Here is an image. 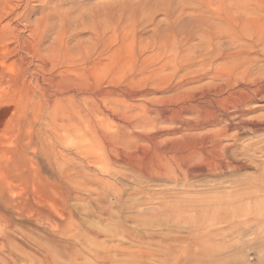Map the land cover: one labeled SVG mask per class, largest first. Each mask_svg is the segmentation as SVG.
I'll use <instances>...</instances> for the list:
<instances>
[{"label": "rangeland", "instance_id": "obj_1", "mask_svg": "<svg viewBox=\"0 0 264 264\" xmlns=\"http://www.w3.org/2000/svg\"><path fill=\"white\" fill-rule=\"evenodd\" d=\"M263 12L0 0V264H264Z\"/></svg>", "mask_w": 264, "mask_h": 264}, {"label": "bare ground", "instance_id": "obj_2", "mask_svg": "<svg viewBox=\"0 0 264 264\" xmlns=\"http://www.w3.org/2000/svg\"><path fill=\"white\" fill-rule=\"evenodd\" d=\"M259 5V4H258ZM253 9V8H252ZM260 9V8H259ZM253 11H254V9H253ZM261 12V11H260ZM229 14V13H228ZM259 14H262V16L264 15V12L263 13H259ZM230 16V15H229ZM262 22H263V20H262ZM264 23V22H263ZM261 26V25H260ZM244 30V29H243ZM254 32H255V30H253ZM240 32V31H239ZM227 33V32H226ZM244 33H246L247 35H248V32H245V30H244ZM228 36V35H227ZM250 38H251V43L250 42H246L247 44L246 45H248V46H250L251 48L253 47L252 45H253V43L254 42H259L260 44H262V45H264V27H261L259 30H258V32H256L255 33V35H248ZM241 38V36H239V33H238V31H236V30H234V29H232V34H231V38H233V39H238V38ZM244 37V36H243ZM247 37V36H246ZM249 38V39H250ZM259 43H257L258 45H259ZM257 44H255V45H257ZM249 48V47H248ZM250 48V49H251ZM254 48V47H253ZM262 72H264V67H261V68H258V70H257V74L258 75H260ZM90 93V92H89ZM132 99V98H131ZM108 112V111H107ZM131 117V116H130ZM168 118V117H167ZM169 119V118H168ZM225 120H229V118H228V116H226V114H222L221 116H218L217 117V119H216V123H217V125H222V124H220V123H222V122H224ZM91 121V120H90ZM140 122V121H139ZM137 123V122H136ZM143 123V122H142ZM147 123V122H146ZM142 128V127H141ZM108 129V128H107ZM185 134V133H184ZM227 135H228V133H227ZM222 137V136H221ZM107 139V138H106ZM103 140V139H102ZM229 143V142H228ZM93 147V146H92ZM95 150H96V148H95ZM167 150V149H166ZM173 151V150H172ZM171 152V151H170ZM200 152V151H199ZM189 153V152H188ZM165 156V155H164ZM167 156H169L168 154H167ZM181 156V155H180ZM160 157V156H159ZM182 157V156H181ZM166 158H168V157H166ZM164 160V159H163ZM166 160V159H165ZM184 160V159H183ZM170 161H166V163H169ZM165 162L164 161H162V165H165L164 164ZM147 165V164H146ZM162 165H158V166H154L152 169L154 170V171H160V170H162V168H163V166ZM146 167V166H145ZM151 168V167H150ZM165 169V168H164ZM167 169V168H166ZM187 240V239H186Z\"/></svg>", "mask_w": 264, "mask_h": 264}]
</instances>
